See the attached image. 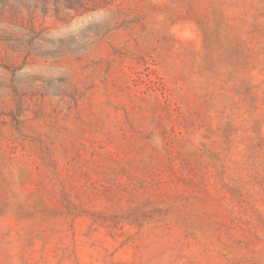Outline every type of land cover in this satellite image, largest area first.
Returning <instances> with one entry per match:
<instances>
[{
  "label": "rangeland",
  "instance_id": "374dc122",
  "mask_svg": "<svg viewBox=\"0 0 264 264\" xmlns=\"http://www.w3.org/2000/svg\"><path fill=\"white\" fill-rule=\"evenodd\" d=\"M0 264H264V0H0Z\"/></svg>",
  "mask_w": 264,
  "mask_h": 264
}]
</instances>
